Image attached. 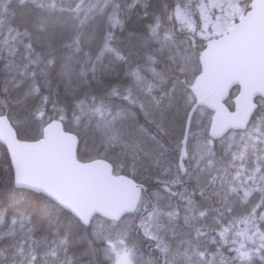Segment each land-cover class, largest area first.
I'll use <instances>...</instances> for the list:
<instances>
[{
    "label": "rangeland",
    "instance_id": "rangeland-1",
    "mask_svg": "<svg viewBox=\"0 0 264 264\" xmlns=\"http://www.w3.org/2000/svg\"><path fill=\"white\" fill-rule=\"evenodd\" d=\"M246 7L244 0H178L174 12L178 33L152 28V40L157 42L158 56L164 60L151 58L155 67L147 68L149 73L145 74L144 67L123 69L127 65L123 63L124 55L120 56L105 37L108 20L114 25L117 19L114 0H0V53L8 68L6 73L10 74H4L1 66L0 89L6 99L0 97V111L5 101L16 108L19 105L10 118L26 137L39 135L51 115L58 114L82 134L81 151L91 152V158L108 140L121 149L118 167L124 166L122 158L128 154L130 161L125 166L130 175L150 179L147 183L154 187L157 181L159 187L174 184L180 178L176 160L183 141L187 104L194 97L191 87L197 74L193 75L200 70V48L194 39L208 41L227 33L243 17ZM86 68L101 74L107 83L118 84L107 89L108 96L132 95L137 107L134 112L109 115L99 101L91 98L89 103L96 105L89 109L93 111L89 126V118L77 109V101L86 90ZM36 79L56 94L50 105L44 90L35 87ZM50 83L58 87L51 88ZM260 103L252 137L263 143L262 154L251 161L244 159L242 167L229 179L228 191L246 205L247 213L224 224L216 219L203 220V189L196 197L189 193L190 182L204 183V189L209 190L210 183L221 176L224 166L219 154L226 162L233 163L234 159L233 145L229 146L237 134L231 132L213 140L211 121L216 112L224 111L218 103L206 104L193 118L187 143L189 171L180 195L173 198L156 187L142 200L138 213L118 222L96 218L89 229L98 242L81 255L90 254L92 260L93 254H102L109 260L106 264H242L246 240L250 244L254 241V227L258 225L254 209L260 203L253 205V214L251 207L255 199L261 198L264 184V100ZM144 119L155 124L167 143L142 123ZM99 152L104 156V151ZM8 214L0 208L3 219ZM7 223L16 225L14 220L5 221L2 228ZM15 233L11 239L0 231V264H91L87 259L75 260L64 238L39 241L33 238L32 231L30 240H24L26 227L11 235Z\"/></svg>",
    "mask_w": 264,
    "mask_h": 264
},
{
    "label": "water",
    "instance_id": "water-1",
    "mask_svg": "<svg viewBox=\"0 0 264 264\" xmlns=\"http://www.w3.org/2000/svg\"><path fill=\"white\" fill-rule=\"evenodd\" d=\"M194 90L200 98L188 114L178 166L183 177V157L195 110L206 101L223 99L238 86L235 109L216 112L210 132L220 136L229 128L244 129L258 97H264V0H251L248 10L225 34L206 42ZM0 142L9 153L16 187L43 193L87 225L94 214L119 221L137 211L145 186L127 174L113 173L100 158L77 159L78 136L58 120L48 122L38 140H21L6 115H0ZM165 192L177 194L166 184Z\"/></svg>",
    "mask_w": 264,
    "mask_h": 264
},
{
    "label": "trees",
    "instance_id": "trees-1",
    "mask_svg": "<svg viewBox=\"0 0 264 264\" xmlns=\"http://www.w3.org/2000/svg\"><path fill=\"white\" fill-rule=\"evenodd\" d=\"M114 1L118 10L116 20L118 23L111 25L108 20L104 34L108 41L115 46L116 50L120 54L124 55L125 60L123 63H126L127 65H125L123 69L135 68L140 61L145 62V58L147 56L150 57L152 54L158 56V54H160L157 44L152 40L151 31L153 27H160L161 29H170L173 31L176 30L174 34L178 33L177 21L174 16L178 0ZM244 2L248 3L249 0H244ZM194 41L200 48L199 52H201L205 48V41L200 38H196ZM158 57L160 59L162 58L161 56ZM1 66V71L10 76L9 73H6L8 68L5 64L4 58H2L0 54V68ZM85 75L86 90L82 92L84 96L79 98L77 101V109L84 117L87 116L89 118V126L93 121V117L91 116L93 111H89V109L96 105L89 103L91 98L99 101L100 107L103 108V110L109 111L107 113L109 115L116 114L118 111L120 112L122 108L134 106L130 98H118L114 95L108 96L109 94H107V89L118 85L117 83H107L105 81V77L101 74H96L95 71H86ZM34 85L38 88V90L40 88L44 90L43 93L46 95L45 99L50 105L56 94L54 92H50L51 90L43 86V84H40L37 79ZM50 87L56 88L58 85L50 83ZM2 92V89H0L1 100H5L6 97L2 96ZM233 96V92H230L219 105H225L229 110H232ZM194 101L195 98L193 97L189 104H187V108H189ZM47 104L48 103H46V106ZM1 105L8 109V114L13 113L14 108H19V105H17L18 107L16 108V106L12 105L10 101L2 102ZM205 105L206 104H203L202 106L204 107ZM184 107L186 108V106ZM259 107L261 108V104H259L258 108L251 117L246 130L243 133L238 132L235 141L233 140L229 146L231 147L233 145L234 149L233 163L226 162L225 158H223L220 154L218 155L222 161L221 165L224 166V170L216 181L210 183L211 186L209 187V190L204 189V183L192 181L188 184V188L190 189L189 193L192 197H196L200 188L203 189L201 190V193L202 191L205 193L204 197L206 206L202 210L204 213L202 216L203 220L215 221L216 219V222L224 224L229 221L234 222L238 215L243 212H248L246 205H242L239 199L228 191V188L229 179L232 173L242 167L243 160L248 159V161H251L252 157L262 154L263 143L256 142V140L252 137V128L255 125V116L259 111ZM207 111L210 113L211 110L208 109ZM58 117V114L51 115L50 119ZM182 118H184V115H182L181 119ZM64 122L67 130H74L72 126H70L69 121L65 119ZM24 134L25 133L20 130L19 136L21 138H29L24 136ZM156 134L160 140L167 143L166 137L159 130L156 131ZM36 137H38V135L34 138ZM101 145L102 147L98 148V152H96L95 155H99V151H104V156L113 163L116 171L130 175L125 166L126 163L130 161V156L126 154V156L122 158L124 166L118 167L117 159L120 158L121 160V149L118 146H114L109 143L108 140H104ZM80 156L86 157L87 153H82ZM12 177V169L8 154L2 144H0V208L7 214L24 213L28 215L31 219L32 226H34L33 238L35 236L39 241H52L55 237L64 238L67 243V249L71 254H73L75 260L88 259L91 264L107 263V261L101 259L100 254H93L92 260L88 257L90 254L81 255L88 246H91V238L89 237L87 228L81 225L72 214L59 207L49 198L40 193H35L31 190L21 188L13 189ZM136 180L138 179L136 178ZM149 181L150 179L143 180L142 182L149 184L147 183ZM260 195L261 198L258 200L255 199V204H252L251 207V213L253 214V205L257 206V204L260 203L258 208L256 210L254 209L253 218H255L258 223V225H255L254 227V241L250 244V242L246 240L247 246H243V251L246 253V257L244 258V262L242 264H264V184ZM260 209L263 210L260 212ZM207 228H209V226ZM80 237H83V239L76 242L75 240ZM2 241L3 240H0V246L3 244ZM240 259L241 258H238L237 262ZM230 264L232 263L230 262Z\"/></svg>",
    "mask_w": 264,
    "mask_h": 264
},
{
    "label": "flooded vegetation",
    "instance_id": "flooded-vegetation-1",
    "mask_svg": "<svg viewBox=\"0 0 264 264\" xmlns=\"http://www.w3.org/2000/svg\"><path fill=\"white\" fill-rule=\"evenodd\" d=\"M155 67V62H152V61H149L145 66H144V68L142 69V71L145 73V74H148L149 73V71H147L146 69L147 68H150V69H153ZM180 73V72H179ZM181 74H183V73H181ZM153 75V72H152V74H151V76ZM150 76V77H151ZM146 82H147V80H145ZM141 114V113H140ZM142 115V114H141ZM145 120V122H142V123H144L145 125H146V127L148 128V129H150V128H152V127H156L155 126V124L152 122V121H148L147 119H144ZM151 130V129H150ZM152 131V130H151ZM151 135V134H150ZM177 162H178V159L176 160ZM185 165H186V167L187 168H189L188 167V164H187V157L185 158ZM186 182V180L185 179H177L176 181H175V183L174 184H172L171 183V189H178L179 190V193H180V188L181 189H183L184 188V183ZM146 185V184H145ZM147 186V189L146 190H151V189H156V187H159V185H158V181H157V184H156V187H154V186H152V185H146ZM13 189H15V187L13 186ZM173 198H175V196H172ZM178 197V196H177ZM16 215L15 214H13V215H9L8 214V216L7 217H5L4 218V221L2 222L1 220H2V218L3 217H1V219H0V231H1V233L2 234H4V237H7V236H11V233H12V231H16V230H18V228L20 227V224H21V226H23L24 227V218H22V216L20 217V219H19V221H18V223L16 222H14L16 225H11V224H6L3 228H2V226H1V224H3L5 221H8L9 223H13V221H12V217H15Z\"/></svg>",
    "mask_w": 264,
    "mask_h": 264
},
{
    "label": "bare ground",
    "instance_id": "bare-ground-1",
    "mask_svg": "<svg viewBox=\"0 0 264 264\" xmlns=\"http://www.w3.org/2000/svg\"><path fill=\"white\" fill-rule=\"evenodd\" d=\"M83 260V259H82Z\"/></svg>",
    "mask_w": 264,
    "mask_h": 264
}]
</instances>
